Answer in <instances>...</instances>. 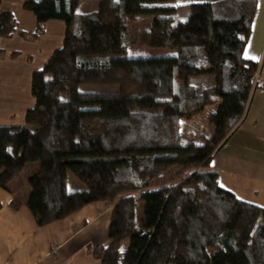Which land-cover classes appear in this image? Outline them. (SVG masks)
<instances>
[{
	"label": "trees",
	"instance_id": "obj_1",
	"mask_svg": "<svg viewBox=\"0 0 264 264\" xmlns=\"http://www.w3.org/2000/svg\"><path fill=\"white\" fill-rule=\"evenodd\" d=\"M1 1V0H0ZM173 0H25L36 26L20 31L0 10V38L38 39L49 20L65 23L62 44L31 74L34 104L22 126H0V187L28 164L26 206L38 225L92 202L112 206L97 264H264V209L218 184L211 159L241 122L258 63L243 58L255 0L191 3L174 24ZM143 47L175 48L160 57H126L129 25ZM210 83L192 84L194 68ZM214 106L202 143H183L181 126ZM236 128V127H235ZM172 166L176 183L139 192ZM68 172L83 189L68 191Z\"/></svg>",
	"mask_w": 264,
	"mask_h": 264
},
{
	"label": "crops",
	"instance_id": "obj_2",
	"mask_svg": "<svg viewBox=\"0 0 264 264\" xmlns=\"http://www.w3.org/2000/svg\"><path fill=\"white\" fill-rule=\"evenodd\" d=\"M24 1L1 0L0 10L14 15L20 31L31 32L36 19L23 8ZM173 1L174 6L188 10V4L218 0ZM255 2L242 55L261 64L263 78L241 122L209 167L218 174L220 187L264 209V0ZM64 32L63 21L49 20L36 40L19 35L0 38V126L24 124L25 112L34 104L31 74L61 46ZM18 179L19 174L9 182L11 192L0 187V264H97L91 249L108 240L112 206L104 201L88 203L62 219L38 225L25 204L30 192L26 176L20 185Z\"/></svg>",
	"mask_w": 264,
	"mask_h": 264
},
{
	"label": "rangeland",
	"instance_id": "obj_3",
	"mask_svg": "<svg viewBox=\"0 0 264 264\" xmlns=\"http://www.w3.org/2000/svg\"><path fill=\"white\" fill-rule=\"evenodd\" d=\"M169 6H174V1H170L165 3ZM97 8V0H79L78 5L76 7V11L78 12H86L89 10H93ZM189 10L179 8L176 11V17L174 19V24L182 21L185 19L186 14H188ZM151 23L150 16H140L137 17L135 21H133L129 25V43L128 48L126 51V57H160V56H170L177 53V49L175 48H149V47H143L139 44L137 41V36L139 33L144 31L148 25ZM206 69V68H205ZM205 69H202L200 67L194 68V75L190 78V82L192 84H204L207 85L210 83L209 73L205 71ZM214 106H208L204 109L203 112L196 115L189 121H184L181 126V136L183 143L189 142L193 140L195 143H202L205 139H207L211 132V126L208 122V114L214 110ZM240 123V122H239ZM238 125L236 124L235 127ZM235 127L231 130H235ZM196 133V134H195ZM231 136V134H230ZM229 136V137H230ZM228 137V138H229ZM218 151V150H217ZM36 166L35 163L28 164L24 169L19 173V179H18V185L22 184L24 182V176L29 175L30 171ZM187 173V170L180 172V168L177 166H172L166 171L162 172L160 175H158L148 187L138 191L139 192H145V191H153L163 186H168L173 183L178 182L181 180L185 174ZM23 179V180H22ZM20 180H22L20 182ZM67 189L68 191H74L83 189V184L78 182L71 173L68 172L67 175Z\"/></svg>",
	"mask_w": 264,
	"mask_h": 264
},
{
	"label": "built area",
	"instance_id": "obj_4",
	"mask_svg": "<svg viewBox=\"0 0 264 264\" xmlns=\"http://www.w3.org/2000/svg\"><path fill=\"white\" fill-rule=\"evenodd\" d=\"M256 66L257 67L253 75V83H252L253 85L259 83L260 80L263 78L262 71H261V64L258 63Z\"/></svg>",
	"mask_w": 264,
	"mask_h": 264
}]
</instances>
